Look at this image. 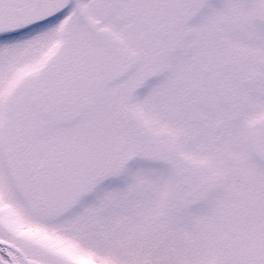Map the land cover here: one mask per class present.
<instances>
[{
	"label": "snow or ice",
	"instance_id": "snow-or-ice-1",
	"mask_svg": "<svg viewBox=\"0 0 264 264\" xmlns=\"http://www.w3.org/2000/svg\"><path fill=\"white\" fill-rule=\"evenodd\" d=\"M0 264H264V0H0Z\"/></svg>",
	"mask_w": 264,
	"mask_h": 264
}]
</instances>
